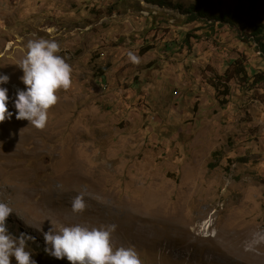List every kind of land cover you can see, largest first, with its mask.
Listing matches in <instances>:
<instances>
[{
    "label": "rangeland",
    "instance_id": "rangeland-1",
    "mask_svg": "<svg viewBox=\"0 0 264 264\" xmlns=\"http://www.w3.org/2000/svg\"><path fill=\"white\" fill-rule=\"evenodd\" d=\"M155 1L0 0L13 113L0 123V201L13 206L16 188L2 174L30 180L35 209L7 226L34 237L26 250L36 264H70L44 251L51 223L114 224L113 247H134L142 264H264L253 247L264 234V83L222 79L243 59L264 73L263 52L240 25L192 21L199 0ZM220 1L216 14L250 4ZM38 37L55 40L72 68L43 129L17 120L13 103L26 44ZM78 194L86 208L74 214Z\"/></svg>",
    "mask_w": 264,
    "mask_h": 264
},
{
    "label": "clouds",
    "instance_id": "clouds-1",
    "mask_svg": "<svg viewBox=\"0 0 264 264\" xmlns=\"http://www.w3.org/2000/svg\"><path fill=\"white\" fill-rule=\"evenodd\" d=\"M59 53L60 45L55 40L38 37L27 42L26 54L19 64L23 71L20 80L25 88L16 92L15 118L27 120L36 129L46 126L49 110L58 102V91L67 90L72 84V68ZM127 55L132 63H139L140 58L133 52ZM8 82L9 77L0 74V123L13 116L8 110V89L3 87ZM85 208L84 196L76 195L71 201V210L79 213ZM12 212L8 203L0 201V264H11L13 258L17 264H36L32 253L26 250L27 242L34 237L9 231L7 220ZM115 230L114 224L72 225L59 229L52 224L43 234L44 251L56 259L66 258L70 264H142L134 247H113Z\"/></svg>",
    "mask_w": 264,
    "mask_h": 264
},
{
    "label": "trees",
    "instance_id": "trees-1",
    "mask_svg": "<svg viewBox=\"0 0 264 264\" xmlns=\"http://www.w3.org/2000/svg\"><path fill=\"white\" fill-rule=\"evenodd\" d=\"M145 1L157 3L155 0ZM249 2V8L247 9H245L243 5H239L228 13L216 14L220 9L219 7L222 5V1L219 0L218 3H215L211 0H199L192 8L188 9L187 12L192 21H211L212 24L209 26V29L212 31L218 26V22L227 21L232 25L242 26L245 31L249 29L251 31L250 36L252 38V43L257 44V47H259L264 55V19L261 17V11L258 10V3L255 0H249ZM229 67L226 74L222 77V79H226L228 83L236 78L251 83L253 86L264 83V73H257L254 68L246 64L244 59L241 63L240 60L234 61ZM104 72L105 71H102L101 77L104 76ZM228 92L229 91H226V96H228Z\"/></svg>",
    "mask_w": 264,
    "mask_h": 264
},
{
    "label": "bare ground",
    "instance_id": "bare-ground-1",
    "mask_svg": "<svg viewBox=\"0 0 264 264\" xmlns=\"http://www.w3.org/2000/svg\"><path fill=\"white\" fill-rule=\"evenodd\" d=\"M24 174H25V172H24ZM24 176V175H23ZM22 176V174H21V176L20 177H23ZM27 176V175H26ZM58 176H60V175H58ZM1 179H2V181L3 182H12L13 184H15V186H16V188L14 189V191L12 192V197H13V199H14V203H13V206H11V204L10 203H8L3 197H2V199H3V201L4 202H6V203H8V205L12 208V210H13V212H12V214H13V217H15L16 215H18L19 217H24L25 215H26V213H30V212H32L34 209H35V206H34V203L31 201V199H30V196H29V190H28V186H29V184H30V180L29 179H27V180H23V181H21L20 179H19V174H17V173H13V171L11 170L9 173H4V174H2L1 175ZM76 179V178H75ZM54 181V180H53ZM25 182V184H23ZM56 182V181H55ZM73 182V181H72ZM106 182V181H105ZM53 184V183H52ZM51 181H47V186H46V189L45 190H47V191H49V192H43L44 194L45 193H47V194H49V193H52V188H51ZM84 184V183H83ZM23 186L24 188H25V191H21V192H18V190H19V188H20V186ZM55 185V184H54ZM66 185H67V183H66ZM65 185V186H66ZM69 185V184H68ZM70 185H71V182H70ZM69 185V186H70ZM105 185V184H104ZM58 189V188H57ZM57 189H53V190H56V192H58L57 191ZM71 189V188H70ZM79 189H81L80 187H79ZM78 189V193H79V190ZM63 190V189H62ZM73 190V189H72ZM61 191V190H60ZM59 191V192H60ZM31 192V191H30ZM63 192V191H62ZM70 192V191H69ZM72 192V191H71ZM32 193V192H31ZM64 193V192H63ZM54 194H56V193H54ZM71 194V193H70ZM76 194V193H75ZM96 194V193H95ZM33 195V194H32ZM40 195V194H39ZM51 195V194H50ZM61 195V194H60ZM65 195H66V193H65ZM34 196V195H33ZM42 196V195H41ZM44 196H46V195H44ZM57 196V195H56ZM61 196H63V195H61ZM35 197V196H34ZM54 197V196H53ZM67 197V196H66ZM43 198V197H42ZM45 198V197H44ZM43 198V199H44ZM46 199V198H45ZM56 199V198H55ZM65 199H67V198H65ZM59 200V199H58ZM44 202V201H43ZM70 202V201H69ZM57 204V203H56ZM89 204V203H88ZM39 205V204H38ZM43 205V204H42ZM47 205V204H46ZM57 205H59V203L57 204ZM65 205V204H64ZM91 205V204H90ZM54 206V205H53ZM60 206V205H59ZM68 206V205H67ZM58 207V206H57ZM64 207V206H63ZM46 208V207H45ZM62 208V207H61ZM50 209V208H49ZM52 209V208H51ZM58 209H60V208H58ZM65 209V208H64ZM92 209V208H91ZM55 210V209H54ZM46 211H47V209H46ZM52 211V210H51ZM37 212V211H36ZM64 212V211H63ZM67 212H70V210L68 211H66L65 213H67ZM87 212V211H86ZM92 212H93V210H92ZM49 213V212H48ZM52 213V212H51ZM62 213V212H61ZM64 213V214H65ZM74 214H76V213H74ZM39 215V214H38ZM49 215V214H48ZM60 215V214H59ZM63 215V214H62ZM70 215V214H69ZM50 216V215H49ZM65 216V215H64ZM140 216H141V214H140ZM51 217V216H50ZM57 217H60V216H57ZM67 217V216H66ZM79 217V216H78ZM16 218V217H15ZM136 218V217H135ZM39 219H40V216H39ZM60 219V218H59ZM58 219V220H59ZM78 219V218H77ZM27 221V220H26ZM25 221V222H26ZM48 221V220H47ZM61 221V220H60ZM68 221V220H67ZM136 221H138V219L136 220ZM38 222V221H37ZM50 222V221H49ZM66 222V221H65ZM141 222V221H140ZM76 223H78L77 222V220H76ZM25 224V223H24ZM40 224V223H39ZM67 224H68V222H67ZM139 224H141V223H139ZM30 225V224H29ZM52 225V224H51ZM67 226V225H66ZM36 227V226H35ZM139 229V228H138ZM43 231H45V230H43ZM141 231V230H140ZM46 232V231H45ZM42 235V234H41ZM262 236H263V238H257L256 240H255V242H254V244H253V247H254V249H261V250H264V242L262 241V240H264V234H262ZM252 252V251H251Z\"/></svg>",
    "mask_w": 264,
    "mask_h": 264
}]
</instances>
